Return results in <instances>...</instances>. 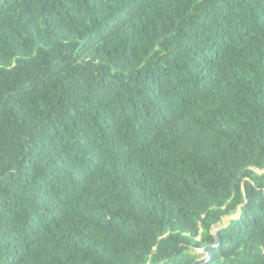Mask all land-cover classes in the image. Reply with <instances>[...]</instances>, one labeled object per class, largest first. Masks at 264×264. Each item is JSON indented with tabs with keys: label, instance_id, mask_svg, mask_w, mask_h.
Masks as SVG:
<instances>
[{
	"label": "trees",
	"instance_id": "trees-1",
	"mask_svg": "<svg viewBox=\"0 0 264 264\" xmlns=\"http://www.w3.org/2000/svg\"><path fill=\"white\" fill-rule=\"evenodd\" d=\"M239 204L208 264H264V0H0V264H193Z\"/></svg>",
	"mask_w": 264,
	"mask_h": 264
},
{
	"label": "water",
	"instance_id": "water-1",
	"mask_svg": "<svg viewBox=\"0 0 264 264\" xmlns=\"http://www.w3.org/2000/svg\"><path fill=\"white\" fill-rule=\"evenodd\" d=\"M243 205L244 204H239L236 212L224 215L220 222H216L211 226L210 231L215 236V241L213 243H209L205 245L204 247L198 248L200 251L204 252L205 255L201 258L195 259L193 264H208V262L212 257L213 249L216 248L220 243L218 231L221 230L222 228L227 227L230 219H237L239 217L241 213V207Z\"/></svg>",
	"mask_w": 264,
	"mask_h": 264
},
{
	"label": "rangeland",
	"instance_id": "rangeland-1",
	"mask_svg": "<svg viewBox=\"0 0 264 264\" xmlns=\"http://www.w3.org/2000/svg\"><path fill=\"white\" fill-rule=\"evenodd\" d=\"M257 171L261 172V170H257ZM194 252L198 254V256H199L198 258H201L205 255V253L200 251L199 249H196Z\"/></svg>",
	"mask_w": 264,
	"mask_h": 264
}]
</instances>
